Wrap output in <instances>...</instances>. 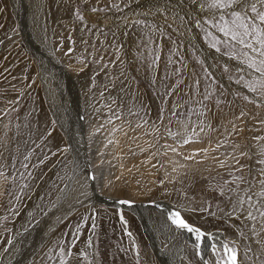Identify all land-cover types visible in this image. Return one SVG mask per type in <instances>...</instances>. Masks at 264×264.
Returning <instances> with one entry per match:
<instances>
[{
  "label": "rangeland",
  "instance_id": "obj_1",
  "mask_svg": "<svg viewBox=\"0 0 264 264\" xmlns=\"http://www.w3.org/2000/svg\"><path fill=\"white\" fill-rule=\"evenodd\" d=\"M146 2L149 3L147 6L143 8L139 6ZM177 3L178 0H171L172 5L176 6ZM185 4L186 7L181 8L179 16L173 20V11L165 6V0H46L43 13V16H46L45 20L38 14L37 9L30 10L26 6L29 13L26 16L28 25L30 15L33 16L31 20L33 25L29 26L30 30L25 28L26 30L23 31L19 28L20 16L16 12L18 5L14 6L11 0H0L2 5L0 6V47H2L0 48V171L3 172V175H0V208L8 191L10 205L15 206L12 218H8L7 212L0 209V233L6 234L9 227L4 243H0V259H2L0 264H8L12 260H17L15 264L127 263L125 239L120 235L121 225L112 221L113 216L108 211V207L111 206L99 202L93 205L91 203L94 191L90 185L88 169L92 171L96 191L101 195L135 202L160 200L161 205L167 206L169 202L174 203L180 207L189 221L208 231L223 229L225 236L235 239L234 241L240 244L243 251L242 264L264 262V249L261 247L264 245V218H261L253 208L252 211L257 219L248 220L243 211L248 207L247 204L233 213L236 195L242 194L243 199H247V194H252L254 201L264 199L254 195L264 190L261 185L255 186L253 182L250 193H246L248 187L245 183L251 180L249 176L254 172L256 175L260 173L257 166H264L260 162L264 160L261 151L264 149L263 106L262 109H258L244 99L247 96L255 101H264V97L259 95L261 90L258 89L257 93H253L244 86L245 80L255 78L259 74L251 73V70L232 71L237 66L236 61H230L228 55H222L211 49L204 38V31L195 27L193 17L197 19L203 17L207 20L210 10L205 7L200 11L198 4L194 6L190 0H185ZM158 6H162L164 11H156ZM257 7L260 8L261 5L257 4ZM94 8L96 11H93ZM211 11L216 12V10ZM126 12L125 18L122 14ZM185 12L190 15H185ZM90 13L96 14V18L101 19V22H92ZM116 14H120V17L117 18ZM105 15L111 18L110 21L116 20V23L108 25L103 18ZM81 16L83 19L79 18ZM42 21H45V26L49 28L52 35L49 42H53L56 50L53 51L54 57L52 55L50 57L35 46L37 52H41L40 59L32 47L39 33L37 26ZM205 27L215 33L211 25L206 24ZM56 28L63 32H54ZM69 30L73 31V40H68ZM142 36L144 39H141ZM57 47L61 49V53L57 52ZM221 49L222 52L228 51L224 46H221ZM162 51L160 62L156 61V55ZM235 51L236 59H243L240 49ZM55 56L63 57L59 61L60 64L56 63ZM201 60L205 61L203 66ZM48 62L57 66H51ZM42 63H46L51 70L56 69V73L57 70L64 72L68 78L66 80L68 82L70 80L74 102L66 96L69 94L68 89L66 90L68 82L60 79L61 73L56 75L59 92L62 91L65 96L59 110L63 109L69 135H71L70 127L73 128L74 142L72 140L71 143L69 142L61 125L59 128L62 133L54 131L46 135L50 125V115L46 110L49 108L54 119L57 113L51 104L48 90H44V82L40 80V68L42 65L46 66ZM225 67L229 68V72L223 71ZM178 71L183 73L188 71L189 74L204 77L205 84L213 83L214 88L215 85L220 84L231 88L236 92L235 100L237 98L245 102L244 105L240 102V106L248 110L250 129L247 130L249 132L246 131L247 135L244 137L238 133V130H242L241 122L232 121L231 125L226 122L223 124L217 119L215 110L210 111V117L214 119L210 129L216 136L217 155H223V158L230 156L229 159L225 158L224 167H230L236 159L245 157L242 149L250 150L246 155V158L249 157L250 166L242 173L243 182L237 181L233 172L223 173L219 176V181L216 174L207 172L204 163L216 165L220 159H215L214 152L213 155H208V160L201 161L200 146L181 147L163 138L167 150H164L162 157L166 159L163 167L157 171L146 170L136 154L131 153V149L136 147V144L131 142L136 139L131 131L132 127L138 128L136 119L127 116V123L130 126L127 127L122 124V117H118V114H122L120 112L122 109L127 115L135 113L136 116H141L144 110L146 112L143 104L129 95L133 87L137 91L140 90L139 85L135 87L133 78L142 82L144 87L142 93H149L146 97L149 101H154L155 95L149 88L163 89L166 85L171 87L180 79ZM208 72L215 75L219 83L213 82ZM228 75L233 77L231 81ZM25 79L27 81L32 79L31 86L21 85ZM237 79H240L241 83L237 84ZM108 98H113V103L108 101L106 105L104 101ZM233 102L228 106L229 112L231 114L234 112L238 117L241 112L235 107V101ZM71 105L78 114L73 111ZM106 107L109 115L106 113ZM166 107L167 104L161 109L165 110ZM36 116L37 118H34ZM155 122L160 129L167 128L168 131L170 125L174 123L170 120L168 125L166 119ZM23 124L28 125L21 129ZM112 130L115 131L112 133ZM252 140L254 142L247 143ZM79 142L86 148L84 151L86 160L78 158L80 160L78 161L74 158L77 151L84 157L80 148H77L78 145L82 147ZM115 142L123 143V148L118 147ZM243 144L247 145L243 146ZM21 153H25L28 158L20 159V165L17 160ZM145 154L150 160L154 156L152 151H147ZM155 160L161 163L157 155ZM23 165L29 166L30 170H25ZM192 166L196 172H189V169L193 170ZM39 168L44 169L37 179H34ZM85 185L86 189H82ZM78 188L82 189L81 191L90 199L85 205L74 208L75 204H71L70 198ZM256 189L259 191L256 192ZM230 197L232 202L229 200ZM140 206L141 211L146 210L145 213L149 216L151 221H147L149 238L153 245L158 243L159 249H156V253L160 251L163 261L169 259L170 264H199L190 244L178 229L167 221L161 210ZM51 207L53 209L51 215L55 214V216L49 220ZM89 208L91 214L95 213V228L83 226L81 222L78 225L82 215L83 219L86 218ZM58 210L63 213L57 215ZM114 210L117 214L118 209ZM260 211H264V207H261ZM122 213L133 220V227L139 233V224L132 216L141 217L140 208L125 207ZM229 213L232 215L229 216ZM56 217L58 222L55 220ZM114 219L116 222V217ZM48 220L52 230L50 233L47 230V234L49 233L47 235L43 232L42 226H50L47 224ZM76 226L77 230L82 231V235L77 234ZM241 232L243 235L240 234ZM137 235L141 238V234ZM89 238L92 240V249L96 244L93 258L87 256L91 247H88ZM141 239L144 254L141 253L149 257L145 239ZM215 252L217 254L218 249ZM148 257L145 258L146 264L161 263ZM214 257L215 254H212L208 261L213 262Z\"/></svg>",
  "mask_w": 264,
  "mask_h": 264
},
{
  "label": "snow or ice",
  "instance_id": "obj_2",
  "mask_svg": "<svg viewBox=\"0 0 264 264\" xmlns=\"http://www.w3.org/2000/svg\"><path fill=\"white\" fill-rule=\"evenodd\" d=\"M190 3L194 6L198 4L200 11H203L205 7L210 10L207 20H204L203 17L199 19L195 16L193 17L195 27L204 31V38L208 41L210 48L222 55H228L230 61H236L237 66L233 68L232 71L246 72L251 70V73H258L259 76L245 80L244 86L253 93H257L258 89L261 90L259 95L264 97V0H199V2L198 0H190ZM257 4H260L261 7L258 8ZM165 5L173 11V20L179 16L180 9L186 7L185 0H178L176 6L171 4V0H165ZM163 10L164 8L162 6H158L156 9L158 12ZM211 10H216V12H212ZM93 11H96V9L94 8ZM216 13H218V15ZM185 15H190V13L185 12ZM79 18L83 19L82 16ZM182 23L183 18L181 17V24ZM206 24L211 25V28L215 29V33L206 28ZM221 46H224L228 51L222 52ZM238 48L240 49V55L243 59H236L235 50ZM200 63L203 66L205 61L201 60ZM209 67H213V65H209ZM205 71H207V69H205ZM223 71L227 73L229 72V68L225 67ZM251 73L249 74L251 75ZM208 76L215 80L211 72H208ZM232 78L231 75H228L229 81H231ZM236 83H241V80L237 79ZM198 84L199 80L197 79L194 81L193 86ZM176 87H179V84H177ZM174 90L175 88L173 91ZM205 94L208 95L209 93L206 92ZM244 99H248V97L245 96ZM184 142L187 143L188 140ZM109 143H111V141H109ZM261 151L262 154H264V149ZM260 162L264 164V160ZM23 167H27V165H23ZM261 173L264 174V169H261ZM0 175H3L2 171H0ZM90 178L95 179L94 176ZM236 180L243 182L244 177H237ZM260 183L264 185V181H260ZM249 185L248 192L250 193L251 182H249ZM255 195L264 198V190ZM229 200L232 202L231 197ZM120 203L129 204L130 202L120 201ZM244 204L248 205L247 208L243 209L248 220L255 221L257 219V216L252 211L253 208L256 209V212L261 218H264V211H260V208L264 207V199L254 201L252 194H247V199L237 196L233 204V213L242 208ZM167 215L171 224L177 229L188 233H194L195 239L198 242L196 247H201V243L199 242L204 240L206 236L204 232L190 225L179 211H171ZM228 215L231 216L232 214L229 213ZM121 219L123 220V216H121ZM95 227L96 225L93 224V228ZM253 231L255 232V229H253ZM240 234L243 235V232ZM129 235H131V233H129ZM208 239H212L211 235L208 236ZM208 247L213 251L217 250L216 243H210ZM221 247L223 249V257L217 264H240L238 251L234 246H230L228 243H222ZM261 247L264 249V245ZM61 251L63 252V249H61ZM198 254L201 259H204L202 254ZM69 255H71V253H69ZM262 264H264V262H262Z\"/></svg>",
  "mask_w": 264,
  "mask_h": 264
},
{
  "label": "bare ground",
  "instance_id": "obj_3",
  "mask_svg": "<svg viewBox=\"0 0 264 264\" xmlns=\"http://www.w3.org/2000/svg\"><path fill=\"white\" fill-rule=\"evenodd\" d=\"M12 2H13V5L14 6H17L18 5V7H16V12H17V15H19L20 17H19V28H22V30L24 31V29L25 28H28L29 30H30V28H29V26H31V25H33V23H32V18H33V16L32 15H30V19H29V25H28V18H26V16H27V7H28V9H30V10H34V8L35 9H37L38 10V14L42 17V18H44V20H45V18H46V16H43V13H44V7H45V1L46 0H11ZM188 1V0H187ZM101 2V1H100ZM142 2V1H141ZM105 3V2H104ZM144 3V2H143ZM102 4V3H101ZM147 4H149V3H145V4H141V5H139V6H141L142 8L144 7V6H147ZM174 5V4H173ZM0 6H2V5H0ZM27 6V7H26ZM138 6V7H139ZM166 6V5H165ZM175 6V5H174ZM136 7V6H135ZM133 8V7H132ZM131 8V9H132ZM136 9V8H135ZM130 10V9H129ZM128 10V11H129ZM168 10V9H167ZM187 10V9H186ZM164 11V10H163ZM170 11V10H169ZM182 11H184V10H182ZM120 13V12H119ZM128 13H130V12H128ZM136 13V12H135ZM162 13V12H161ZM29 14V13H28ZM121 14V13H120ZM120 14H116L115 16L117 17V18H119L120 17ZM122 15H125V18H126V15H127V12H126V14L124 13V14H122ZM91 16V17H90ZM134 16V15H133ZM138 16V15H137ZM166 16H169V15H166ZM166 16H164V17H166ZM170 16H172V15H170ZM89 17L91 18V21L92 22H95V23H99V22H101V19H97L96 17H97V15L96 14H91L90 13V15H89ZM140 17V16H139ZM103 18H105V22H107V24L109 25V24H111V25H113V24H115L116 23V20L115 21H110V17L108 18V15H105V17H103ZM113 18L115 19V17H114V14H113ZM116 18V19H117ZM142 18H144V17H142ZM189 18V17H188ZM109 19V20H108ZM145 19V18H144ZM164 19V18H163ZM162 19V20H163ZM168 19V18H167ZM180 19V18H179ZM20 30V29H19ZM26 30V29H25ZM37 32H39L38 33V36H37V38L33 41V47L32 48H34L35 46L37 47V49L39 48L40 50H42V51H44V52H46V54L47 55H49L50 57H51V55H52V57H54L53 55V51H55L56 50V48H54V46H53V42H49V40H50V38H51V34H50V32H49V28L47 27V26H45V21H42V22H40L39 23V26H37ZM65 31V30H64ZM54 32H63V31H58V29L56 28V31H54ZM78 32V31H77ZM17 36L19 35V34H16ZM78 34H76V36H77ZM141 39H144V36H142L141 37ZM7 41V40H6ZM5 41V42H6ZM136 42H139V41H136ZM4 43V42H3ZM82 44V43H81ZM2 45V44H1ZM0 48H2V47H0ZM58 48V47H57ZM38 49V50H39ZM1 50V49H0ZM60 48H58V50H57V52H60ZM35 51H36V53H37V57L38 58H40L41 59V57H40V53L41 52H37V50H36V48H34V53H35ZM61 53V52H60ZM60 53H59V55H60ZM141 55V54H140ZM4 56V55H3ZM49 57V58H50ZM206 57V56H205ZM63 57L62 56H60V58L58 57H56L55 56V60H56V63L57 64H60V60L62 59ZM43 59V58H42ZM53 59V58H52ZM50 60V59H49ZM54 61V60H53ZM43 62H45V61H43ZM55 62V61H54ZM67 62V61H66ZM48 63H50L51 64V66L52 65H54V66H57V64H55V63H53L52 64V62H48ZM42 64H45L46 66L44 67V65H42L41 66V68H40V71H39V75H40V80H42V82H44V90H48V96L50 97V101H51V104H52V106H54V109H55V112L57 113V117H58V119H59V121H60V125H61V127H63V130H64V132H65V134H66V136L68 137V139H69V142L71 143V141L70 140H72L73 142H74V136L72 137V133H73V128L72 127H70L71 128V135H69V128H68V125H67V119H65V115L63 114V109L62 110H59V107H60V105L62 104V102H64L63 101V99H65V96L63 95V92L61 91V92H59V88H58V85L56 84L57 82H58V80H57V73H61L60 75H59V77H60V79L61 80H65L66 82H68L66 79H68L67 77H66V75H65V73L64 72H60V71H58L57 70V73H56V69H52L51 70V68H48V66H47V64L46 63H42ZM43 68V69H42ZM44 71L43 73L41 72V71ZM63 70V69H62ZM67 74H68V72H67ZM32 76V75H31ZM81 77V76H80ZM79 77V78H80ZM43 78V79H42ZM83 78V77H82ZM84 82V81H83ZM81 83V82H80ZM84 86V85H83ZM64 87V86H63ZM62 87V88H63ZM88 87V86H87ZM81 88V87H80ZM67 89V88H66ZM95 92H97V91H95ZM88 94V93H87ZM94 94V93H93ZM83 95V94H82ZM85 95V94H84ZM90 96V95H89ZM87 98V97H86ZM85 98V99H86ZM95 101V100H94ZM81 104V103H80ZM87 105V104H86ZM87 108V107H86ZM65 112V111H64ZM32 114V113H31ZM84 115V114H83ZM30 116V115H29ZM39 116V115H38ZM41 116H43V115H41ZM40 117V116H39ZM33 118V117H32ZM34 118H37V116L36 117H34ZM42 118V117H41ZM43 119V118H42ZM22 121V120H21ZM23 122H25V121H23ZM25 125H28V124H23V126L21 125V129L22 128H24L25 127ZM95 125V124H94ZM70 126H71V124H70ZM90 128V127H89ZM26 129H27V127H26ZM25 130V129H24ZM87 130V129H86ZM90 130V129H89ZM92 130V129H91ZM90 132V131H89ZM88 133V132H87ZM90 134V133H89ZM92 136V135H91ZM74 138V139H73ZM78 139V138H77ZM76 139V140H77ZM24 141V140H23ZM22 141V142H23ZM21 142V141H20ZM21 142V143H22ZM77 143V142H76ZM78 144H81L82 145V147L81 146H79L78 145V147L77 148H80V151H82V154L84 155V154H86V153H84V151H85V146H84V144H82V143H78ZM96 145V144H95ZM77 146V145H76ZM254 146V145H253ZM259 146V145H258ZM73 148V147H72ZM79 151V152H80ZM75 152V151H74ZM78 152V151H77ZM77 152H75V154H74V158H75V160H78V161H80L78 158H84V160H86L85 159V155H84V157H82L81 156V154L80 153H77ZM77 153V154H76ZM85 162V161H84ZM86 163V162H85ZM180 163V162H179ZM78 164H80V163H78ZM181 164V163H180ZM87 165V164H86ZM91 165V164H90ZM90 167V166H89ZM178 167V166H177ZM193 167V166H192ZM179 168V167H178ZM188 168H190V167H188ZM171 169V168H170ZM169 169V170H170ZM173 171H174V169H173ZM187 171V170H186ZM196 172V169L193 167V170L192 169H189V172ZM88 172L89 173H87L88 175H89V178L90 177H92V176H94L93 174H92V171L91 170H89L88 169ZM172 172V171H171ZM175 172V171H174ZM77 173V172H76ZM85 173V172H84ZM188 173V172H187ZM112 175V174H111ZM118 175H120V174H118ZM181 176V175H180ZM78 177V176H77ZM86 177V176H85ZM77 179V178H76ZM82 179V178H81ZM80 180V179H79ZM90 185H91V188L93 187V191H94V195H97V196H100V197H105V198H111V197H108V196H103V195H101L98 191H96V187H95V184H94V179H91L90 178ZM83 183V182H82ZM88 183V182H87ZM81 185H83V184H81ZM81 187V186H80ZM85 187H87L86 185L84 186V187H82V189L83 188H85ZM82 189H77L76 190V192H75V194L72 196V198H70V199H72L71 200V204H75V206H74V208H76V207H78V206H83V205H85V203H87V201L90 199V197H87V195L85 196V193L83 192V191H81ZM86 189V188H85ZM87 191V190H86ZM64 192V191H63ZM63 194H65V193H63ZM63 196V195H62ZM62 196H61V198H62ZM92 196V195H91ZM68 199V198H67ZM89 202V201H88ZM81 203V204H80ZM100 203V202H99ZM70 204V205H71ZM102 204V203H101ZM104 204H106V206H111V207H113V205H110V204H107V203H104ZM159 204L161 205V203L159 202ZM145 206V205H144ZM137 207L138 208H140V212H141V218L143 219V222H145V224H147V226H149V222H147V221H150V219H149V216H148V214L146 215V210H145V212L144 211H141L142 210V208H141V206L140 205H137ZM79 208V207H78ZM150 208H156L155 206H153V207H150ZM148 209V208H147ZM157 209V208H156ZM52 207L50 208V210H49V214H50V216L48 217V219L50 220V218L51 219H53L54 218V216H55V214H53V215H51V213H52ZM158 210V209H157ZM65 211V210H64ZM149 211V210H148ZM58 213H57V215H60L59 213H63V211H60V210H58L57 211ZM161 213H162V210H161ZM63 216V215H62ZM148 216V217H147ZM53 217V218H52ZM60 217V216H59ZM58 217H56L55 218V220L57 219ZM152 219V218H151ZM49 220H48V222H47V224L48 225H50V222H49ZM57 221V220H56ZM58 222V221H57ZM151 222V221H150ZM46 223V222H45ZM152 224V223H151ZM41 225H43V224H41ZM153 226V225H152ZM166 226V225H165ZM159 228V227H158ZM157 229V228H156ZM155 229V230H156ZM165 229V228H164ZM167 229H168V227H167ZM42 230H43V232H45L46 234H47V230L49 231V233H50V231L52 230V225H50V226H42ZM154 230V231H155ZM159 230V229H158ZM160 231V230H159ZM166 231V230H165ZM173 232V231H172ZM48 233V234H49ZM47 234V235H48ZM156 234V233H155ZM165 234V233H164ZM168 234V233H167ZM157 235V234H156ZM150 236V235H149ZM156 238V237H155ZM168 238H170V237H168ZM153 240V239H152ZM159 240V239H158ZM21 241V240H20ZM29 241V240H28ZM155 241V240H154ZM155 246H156V249L158 250L159 249V247H158V243H155ZM172 249V248H171ZM162 250V249H161ZM163 251V250H162ZM165 251V250H164ZM19 253V252H18ZM168 253V252H167ZM10 255V254H9ZM8 255V256H9ZM170 256V255H169ZM172 259V258H171ZM173 260H174V258H173ZM182 260V259H181ZM165 261H167L168 262V259H165ZM178 261H179V259H178ZM172 262V261H171ZM170 263V262H169Z\"/></svg>",
  "mask_w": 264,
  "mask_h": 264
},
{
  "label": "water",
  "instance_id": "obj_4",
  "mask_svg": "<svg viewBox=\"0 0 264 264\" xmlns=\"http://www.w3.org/2000/svg\"><path fill=\"white\" fill-rule=\"evenodd\" d=\"M120 201H122V200L120 199V200H116L114 202L117 203V204H121Z\"/></svg>",
  "mask_w": 264,
  "mask_h": 264
},
{
  "label": "crops",
  "instance_id": "obj_5",
  "mask_svg": "<svg viewBox=\"0 0 264 264\" xmlns=\"http://www.w3.org/2000/svg\"><path fill=\"white\" fill-rule=\"evenodd\" d=\"M208 98L214 99V96L210 95Z\"/></svg>",
  "mask_w": 264,
  "mask_h": 264
}]
</instances>
